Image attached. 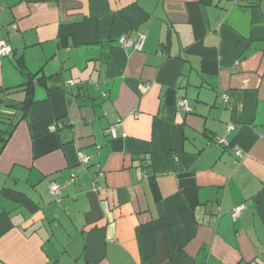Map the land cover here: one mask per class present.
<instances>
[{"label":"crops","instance_id":"obj_1","mask_svg":"<svg viewBox=\"0 0 264 264\" xmlns=\"http://www.w3.org/2000/svg\"><path fill=\"white\" fill-rule=\"evenodd\" d=\"M0 43V264H264V0H0Z\"/></svg>","mask_w":264,"mask_h":264},{"label":"built area","instance_id":"obj_2","mask_svg":"<svg viewBox=\"0 0 264 264\" xmlns=\"http://www.w3.org/2000/svg\"><path fill=\"white\" fill-rule=\"evenodd\" d=\"M143 41H144V35L143 34H140L139 37H138V40L136 42H132L130 40H128L127 38H120L119 39V43L121 45V47L125 48V49H129V50H132V51H140L141 48H142V45H143ZM10 53V48L5 45L4 43H0V56L1 57H5L7 55H9ZM70 84H72V82H70ZM223 99L225 102H227V97L226 96H223ZM177 108H183L184 111L186 112H189L190 111V107L188 105V102L187 100H181L177 103ZM54 129V128H53ZM114 129H115V126H110L107 130V133L110 134V136L112 138H115V132H114ZM232 129V126L231 125H228L227 128H226V131H230ZM215 142L219 145H222V146H225V147H230L229 146V143L225 140V139H222V138H215ZM232 150H233V153L234 155L239 159L242 158V153L240 150H238L236 147H231ZM78 159H79V162L83 165H89L90 164V161H91V158L89 156H85L81 153L78 154ZM50 189L51 191L53 192V194L55 195H59L60 193V186H58L57 184L55 183H52L51 186H50ZM245 207L244 204H241L235 208H233L230 212V217H231V221L232 222H235L241 211L243 210V208Z\"/></svg>","mask_w":264,"mask_h":264},{"label":"trees","instance_id":"obj_3","mask_svg":"<svg viewBox=\"0 0 264 264\" xmlns=\"http://www.w3.org/2000/svg\"><path fill=\"white\" fill-rule=\"evenodd\" d=\"M16 67H17V69L21 72V74L22 75H24V76H26L28 79H29V74L25 71V69H24V67H23V64H22V62H21V59L19 60V61H17V63H16ZM28 90V89H27ZM31 93V90H28V92H27V97H25V99H24V101L23 102H21L20 104V110L23 112V113H25L26 112V110H27V108L29 107V105H30V103H32L31 102V98L29 97V95H31L30 94ZM22 113V114H23ZM19 120V119H18ZM18 120H17V122H18ZM16 122V123H17ZM16 123H11V124H9V128L7 129V132H5L6 133V135H7V137L6 138H4L3 140H2V145H5L6 144V142H8V140H9V138H10V136H11V134H12V132H13V130H14V128H15V126H16ZM108 130V129H107ZM110 135V134H109ZM2 147V146H1ZM1 149V148H0ZM82 154V153H81ZM86 156V155H85ZM86 166V165H85Z\"/></svg>","mask_w":264,"mask_h":264}]
</instances>
